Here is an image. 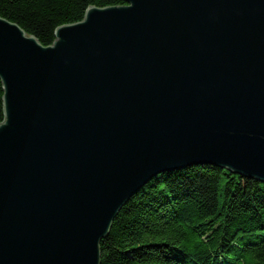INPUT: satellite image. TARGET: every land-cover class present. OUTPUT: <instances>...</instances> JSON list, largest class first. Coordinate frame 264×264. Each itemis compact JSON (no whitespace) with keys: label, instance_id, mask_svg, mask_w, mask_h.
Listing matches in <instances>:
<instances>
[{"label":"water","instance_id":"water-1","mask_svg":"<svg viewBox=\"0 0 264 264\" xmlns=\"http://www.w3.org/2000/svg\"><path fill=\"white\" fill-rule=\"evenodd\" d=\"M124 2L49 47L0 17V264H101L167 172L264 184V0Z\"/></svg>","mask_w":264,"mask_h":264},{"label":"trees","instance_id":"trees-1","mask_svg":"<svg viewBox=\"0 0 264 264\" xmlns=\"http://www.w3.org/2000/svg\"><path fill=\"white\" fill-rule=\"evenodd\" d=\"M124 0H0V17L52 46L90 7ZM0 80V125L4 122ZM101 264H264V184L215 166L159 175L120 211Z\"/></svg>","mask_w":264,"mask_h":264}]
</instances>
